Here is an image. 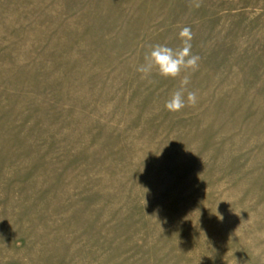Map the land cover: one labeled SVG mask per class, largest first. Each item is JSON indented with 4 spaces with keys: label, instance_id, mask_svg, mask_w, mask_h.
Instances as JSON below:
<instances>
[{
    "label": "rangeland",
    "instance_id": "obj_1",
    "mask_svg": "<svg viewBox=\"0 0 264 264\" xmlns=\"http://www.w3.org/2000/svg\"><path fill=\"white\" fill-rule=\"evenodd\" d=\"M0 264H264V0H0Z\"/></svg>",
    "mask_w": 264,
    "mask_h": 264
},
{
    "label": "clouds",
    "instance_id": "obj_2",
    "mask_svg": "<svg viewBox=\"0 0 264 264\" xmlns=\"http://www.w3.org/2000/svg\"><path fill=\"white\" fill-rule=\"evenodd\" d=\"M181 46L172 48L164 44H155L146 54L144 62L136 71L142 79H150L155 72L165 79H179L180 86L165 102V109L178 113L185 107H194L198 102L197 93L189 91L190 75L198 70L200 57L192 53L193 34L190 27H183L178 33Z\"/></svg>",
    "mask_w": 264,
    "mask_h": 264
}]
</instances>
